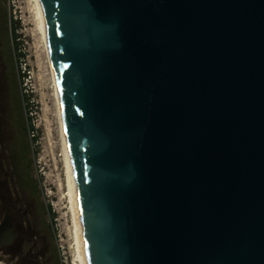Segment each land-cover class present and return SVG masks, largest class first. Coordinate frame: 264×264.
I'll list each match as a JSON object with an SVG mask.
<instances>
[{"label":"water","instance_id":"obj_1","mask_svg":"<svg viewBox=\"0 0 264 264\" xmlns=\"http://www.w3.org/2000/svg\"><path fill=\"white\" fill-rule=\"evenodd\" d=\"M39 2L83 264H264V0Z\"/></svg>","mask_w":264,"mask_h":264},{"label":"rangeland","instance_id":"obj_2","mask_svg":"<svg viewBox=\"0 0 264 264\" xmlns=\"http://www.w3.org/2000/svg\"><path fill=\"white\" fill-rule=\"evenodd\" d=\"M0 5L10 47V90L35 187L45 264H81L68 195L55 88L38 1L0 0ZM13 45H16L14 49Z\"/></svg>","mask_w":264,"mask_h":264},{"label":"flooded vegetation","instance_id":"obj_3","mask_svg":"<svg viewBox=\"0 0 264 264\" xmlns=\"http://www.w3.org/2000/svg\"><path fill=\"white\" fill-rule=\"evenodd\" d=\"M9 59L0 5V264H45L35 187L10 90Z\"/></svg>","mask_w":264,"mask_h":264},{"label":"bare ground","instance_id":"obj_4","mask_svg":"<svg viewBox=\"0 0 264 264\" xmlns=\"http://www.w3.org/2000/svg\"><path fill=\"white\" fill-rule=\"evenodd\" d=\"M38 1V7H39V12H40V16H41V20H42V27H43V31H44V22H43V16H42V11H41V7H40V2L39 0ZM44 36H45V31H44ZM50 61V60H49ZM51 66V64H50ZM51 71H52V67H51ZM52 76H53V83H54V88H55V96H56V105H57V110H58V118H59V124H60V131H61V137H62V143H63V152H64V158H65V162H66V169H67V177H68V186H69V196H70V201H71V209L73 210V213L74 214V221H75V226H76V229H75V232H77V244H78V254H79V263L83 264V261H82V255H81V244H80V234H79V228H78V224H77V220H76V216H75V207H74V196H73V183H72V180H71V175H70V171H69V165H68V159H67V144H66V139H65V136H64V132H63V129H62V125H61V118H60V105H59V102H58V98H57V92H56V85H55V79H54V74H53V71H52ZM77 253V252H76Z\"/></svg>","mask_w":264,"mask_h":264},{"label":"trees","instance_id":"obj_5","mask_svg":"<svg viewBox=\"0 0 264 264\" xmlns=\"http://www.w3.org/2000/svg\"><path fill=\"white\" fill-rule=\"evenodd\" d=\"M14 30V29H13ZM13 35H14V33H13V31H11V37H12V40H13V44H15V37H13ZM15 36V35H14ZM7 44H9L8 43V41H7ZM16 45H13L12 47H13V49H14V47H15ZM9 45H8V50H9ZM30 129H31V127H30Z\"/></svg>","mask_w":264,"mask_h":264}]
</instances>
